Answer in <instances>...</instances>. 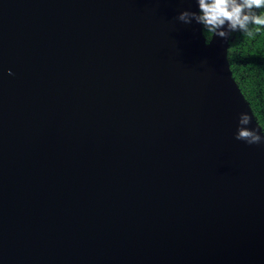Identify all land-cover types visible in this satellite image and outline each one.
Listing matches in <instances>:
<instances>
[{
    "label": "water",
    "instance_id": "obj_1",
    "mask_svg": "<svg viewBox=\"0 0 264 264\" xmlns=\"http://www.w3.org/2000/svg\"><path fill=\"white\" fill-rule=\"evenodd\" d=\"M186 10L0 0V264H264L258 123Z\"/></svg>",
    "mask_w": 264,
    "mask_h": 264
},
{
    "label": "clouds",
    "instance_id": "obj_2",
    "mask_svg": "<svg viewBox=\"0 0 264 264\" xmlns=\"http://www.w3.org/2000/svg\"><path fill=\"white\" fill-rule=\"evenodd\" d=\"M198 11H182L176 17L179 22L202 26L206 42L208 34L213 38L228 40L233 33L248 36L253 26L264 25V0H195ZM212 38V40H213ZM211 40V41H212ZM11 74V73H9ZM252 117L241 113L234 139L248 146L264 145V128L251 129Z\"/></svg>",
    "mask_w": 264,
    "mask_h": 264
},
{
    "label": "trees",
    "instance_id": "obj_3",
    "mask_svg": "<svg viewBox=\"0 0 264 264\" xmlns=\"http://www.w3.org/2000/svg\"><path fill=\"white\" fill-rule=\"evenodd\" d=\"M208 38L210 41V34ZM227 60L235 83L258 125L264 128V25L253 26L248 36L231 34Z\"/></svg>",
    "mask_w": 264,
    "mask_h": 264
}]
</instances>
